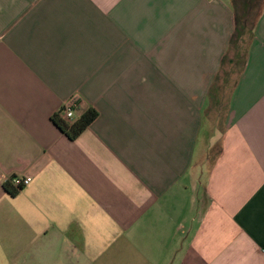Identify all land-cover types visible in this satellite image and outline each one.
Wrapping results in <instances>:
<instances>
[{
  "label": "crops",
  "instance_id": "crops-1",
  "mask_svg": "<svg viewBox=\"0 0 264 264\" xmlns=\"http://www.w3.org/2000/svg\"><path fill=\"white\" fill-rule=\"evenodd\" d=\"M136 256L264 264V0H0V264Z\"/></svg>",
  "mask_w": 264,
  "mask_h": 264
},
{
  "label": "trees",
  "instance_id": "trees-1",
  "mask_svg": "<svg viewBox=\"0 0 264 264\" xmlns=\"http://www.w3.org/2000/svg\"><path fill=\"white\" fill-rule=\"evenodd\" d=\"M241 55V54H240ZM227 63H233V69L239 70V67L244 66L245 61L240 59H229L228 54H226L223 58L222 65L225 66ZM222 66V68H223ZM66 107H63L60 111L55 113L52 117L53 123L58 126V128L64 132L66 135L70 137V139L78 138L85 130L90 126L98 117V112L89 108L86 112H84L77 120H73V118H68L66 116ZM75 110V107H74ZM4 187L6 190L10 192L11 195H16L23 187L16 188L14 187L10 181H6L4 183Z\"/></svg>",
  "mask_w": 264,
  "mask_h": 264
},
{
  "label": "built area",
  "instance_id": "built-area-1",
  "mask_svg": "<svg viewBox=\"0 0 264 264\" xmlns=\"http://www.w3.org/2000/svg\"><path fill=\"white\" fill-rule=\"evenodd\" d=\"M76 106L77 104L75 103V101H72L69 105H67L65 113L68 118H75L74 107ZM8 181H10L14 187L19 188L28 186L30 183H32L33 178L31 176L18 174L10 177Z\"/></svg>",
  "mask_w": 264,
  "mask_h": 264
},
{
  "label": "rangeland",
  "instance_id": "rangeland-1",
  "mask_svg": "<svg viewBox=\"0 0 264 264\" xmlns=\"http://www.w3.org/2000/svg\"><path fill=\"white\" fill-rule=\"evenodd\" d=\"M137 258H135L133 262L128 261L127 263L123 262L122 264H146L144 261L139 259V257H137ZM118 263H120V261L116 260V259H103L102 261L98 260V262L96 264H118Z\"/></svg>",
  "mask_w": 264,
  "mask_h": 264
}]
</instances>
